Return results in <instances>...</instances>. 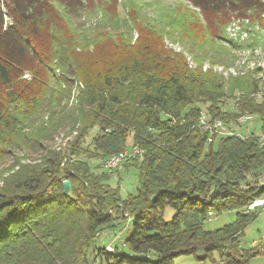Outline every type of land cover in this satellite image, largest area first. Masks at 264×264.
<instances>
[{"label":"trees","instance_id":"trees-1","mask_svg":"<svg viewBox=\"0 0 264 264\" xmlns=\"http://www.w3.org/2000/svg\"><path fill=\"white\" fill-rule=\"evenodd\" d=\"M89 1L0 0V158L15 136L40 161L21 165L16 159L17 169L1 175L0 264H174L199 254L201 264H250L264 255L239 241L259 215L241 210L264 197L261 69L241 76L193 69L165 46L161 32L133 22L126 40L111 33L95 40L94 50L104 44L111 56L98 77L85 82L76 107L50 129L34 127L66 92L43 74L47 63L40 44L51 37L50 19L60 16L53 4L80 14ZM187 1L212 28L222 30V20L234 17L264 21V0ZM71 44L61 50L75 60L72 49L68 55ZM28 72L32 78L23 79ZM260 92V99L253 97ZM204 109L209 122L226 125L250 113L262 134L214 135L210 141L201 127ZM68 127L77 132L69 152L48 145ZM90 137L92 150L84 148ZM134 149L140 154L133 155ZM126 151L131 156L124 172L134 168L139 187L122 198L120 187L111 185L120 170L108 173L105 162ZM65 181L71 183L68 194ZM167 207L175 210L171 221L164 218ZM227 211H238L236 222L216 231L204 228L211 214ZM125 218L133 221L125 239L132 255L96 245L104 228L116 229Z\"/></svg>","mask_w":264,"mask_h":264},{"label":"rangeland","instance_id":"rangeland-1","mask_svg":"<svg viewBox=\"0 0 264 264\" xmlns=\"http://www.w3.org/2000/svg\"><path fill=\"white\" fill-rule=\"evenodd\" d=\"M129 2L130 16L125 8L127 4L125 0H122V3L119 0H91L86 5V10L80 14L67 12L60 4H53L60 16L50 19L48 32L51 37L44 38V42H41L43 44L39 43L42 45V53H44L47 63L43 74L52 79L50 84L56 83L53 80L56 78L66 92L60 105L41 114L34 127L44 124L48 128L58 117L76 107L81 97V91L85 89V82L96 79L99 70H103L101 67L111 56V52L104 44L95 51L93 48L95 40L108 33L118 34L126 40L127 35L131 32L133 22L140 29H146L148 26L161 32L165 46L185 57L193 69L213 70L215 73L225 76L230 74L241 76L247 74L248 71L261 69L257 78L261 79V85L264 83L263 20L262 22L260 20L248 21L234 17L222 20L224 23L222 27L220 26L222 28L220 30L209 26L205 16L198 9L194 10L195 8L187 0H130ZM177 8L179 11H176ZM137 36L138 34L135 32L133 40ZM67 44H71L68 55H71L72 49L75 52V60L69 58L70 56L68 57L67 53L65 54L61 50V45ZM22 78L30 80L32 73L28 72ZM1 90L4 91L3 88ZM256 98H259V95ZM206 113L208 112L204 109L203 114ZM225 126L224 128L229 132L230 123ZM26 127L22 129L30 132L28 129L30 127ZM234 128L245 135L254 133L260 136L262 134L261 124L257 117L246 125L234 126ZM225 129L222 130V134L226 133ZM76 136L77 132L72 133L71 128L68 127L53 135L54 142L52 144H45L54 146L57 151L63 150L67 153L71 149L70 143ZM91 137L88 139V144L85 143L84 148L91 147L92 150ZM10 141L15 143L13 145L7 143L5 147L9 146L6 147L8 155L0 158V187L3 185L1 175L8 171L11 172L12 169H17L16 159L21 165H34L40 162L38 154L24 151L26 145L20 144L23 140L13 136ZM131 144L132 138L129 139V145ZM39 154L42 155V152ZM118 170H120L121 178L116 176L111 185L120 187L122 198L128 194H135L139 187V177L135 169L130 168L125 173L123 166ZM4 176H7V173ZM241 213L245 214V210L242 209ZM258 214V218L249 224L239 236V241L242 247L247 249L256 247V249L264 251V210H259ZM174 215V209L170 207L165 209L164 218L166 221H171ZM237 219L238 211H227L217 216L211 214L209 220L205 222L204 228L207 231H216L226 225L233 224ZM116 223L119 224L116 229L110 227L103 229L96 240V245L106 246L108 251L116 250L118 247L132 255L126 246L125 239L132 229L133 221L125 218ZM90 257L92 258V255ZM198 257H202V254H199ZM198 257L194 255L181 256L175 259L174 264H201ZM250 264H264V255L253 258Z\"/></svg>","mask_w":264,"mask_h":264},{"label":"built area","instance_id":"built-area-1","mask_svg":"<svg viewBox=\"0 0 264 264\" xmlns=\"http://www.w3.org/2000/svg\"><path fill=\"white\" fill-rule=\"evenodd\" d=\"M262 96V93H259V98L260 99ZM207 117L209 116L208 114H205ZM256 116L250 114V113H246L242 115V120H230L228 123H230V131L226 132L225 134H218L215 131V124H222L225 123V121H211V124H203L201 123V127H205L206 129H208V132L210 133V141H212V137L214 135H224V136H234V135H239V136H244V133H239L238 131H236V129L234 128V126H238L241 127L243 125H246L248 122L252 121ZM250 135V134H248ZM133 155H138L140 154V151L137 149H134L132 151ZM131 153L130 151H126L124 153L121 154H117V155H113L110 156L107 161L105 162V170L107 171V169H114L118 170L119 168H123V164L124 161L127 157H130ZM262 180H264V176L262 177ZM245 214H248L250 212L253 211H259V210H264V197L261 198H257L255 199L252 203L249 204V207H246L245 209Z\"/></svg>","mask_w":264,"mask_h":264},{"label":"bare ground","instance_id":"bare-ground-1","mask_svg":"<svg viewBox=\"0 0 264 264\" xmlns=\"http://www.w3.org/2000/svg\"><path fill=\"white\" fill-rule=\"evenodd\" d=\"M258 95H259V94H258ZM239 96H241V95H239ZM256 96H257V95H256ZM256 96L253 95V97H256ZM239 98H240V97H239ZM206 114H208V113H206ZM201 120H202V123H203V124H211V122L207 121V116L204 115V114H203ZM237 120H242V116H241V117H238ZM216 121H221V120H216ZM224 127H226L224 123H222V124H215V131H216L218 134H222V130L225 129ZM203 128H204L205 130L208 131V129H206L205 127H203ZM225 131L228 132L226 129H225ZM223 134H225V133H223ZM107 171H108L109 173H112V172L114 171V169H107ZM248 207H249V206H248Z\"/></svg>","mask_w":264,"mask_h":264},{"label":"water","instance_id":"water-1","mask_svg":"<svg viewBox=\"0 0 264 264\" xmlns=\"http://www.w3.org/2000/svg\"><path fill=\"white\" fill-rule=\"evenodd\" d=\"M71 190V183L70 181H65L64 182V193L68 194Z\"/></svg>","mask_w":264,"mask_h":264}]
</instances>
